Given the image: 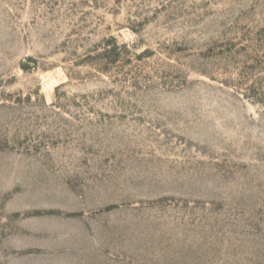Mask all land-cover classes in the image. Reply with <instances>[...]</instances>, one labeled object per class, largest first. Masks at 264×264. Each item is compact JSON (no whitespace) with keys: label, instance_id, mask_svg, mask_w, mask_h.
Wrapping results in <instances>:
<instances>
[{"label":"rangeland","instance_id":"1","mask_svg":"<svg viewBox=\"0 0 264 264\" xmlns=\"http://www.w3.org/2000/svg\"><path fill=\"white\" fill-rule=\"evenodd\" d=\"M0 264H264V0H0Z\"/></svg>","mask_w":264,"mask_h":264}]
</instances>
